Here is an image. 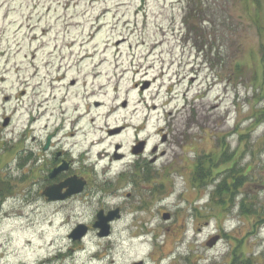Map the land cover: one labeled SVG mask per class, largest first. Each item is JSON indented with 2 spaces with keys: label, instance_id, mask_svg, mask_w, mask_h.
I'll return each mask as SVG.
<instances>
[{
  "label": "rangeland",
  "instance_id": "374dc122",
  "mask_svg": "<svg viewBox=\"0 0 264 264\" xmlns=\"http://www.w3.org/2000/svg\"><path fill=\"white\" fill-rule=\"evenodd\" d=\"M60 126L91 202L41 194ZM0 176V264H264V0H0ZM98 198L120 221L73 243Z\"/></svg>",
  "mask_w": 264,
  "mask_h": 264
},
{
  "label": "flooded vegetation",
  "instance_id": "af4514ba",
  "mask_svg": "<svg viewBox=\"0 0 264 264\" xmlns=\"http://www.w3.org/2000/svg\"><path fill=\"white\" fill-rule=\"evenodd\" d=\"M48 66L51 67L50 68L51 72H49V74H47L46 77L48 79V82H50V85L52 84L51 85L52 88H53V85H54V87H56V88L53 89V91L51 90V93H53L55 90L59 91L60 88H63V86H66L65 84H63V81L66 80L67 74H66V72H63L61 70V68H63L65 66V64L59 63L58 65H56V64L52 65V64L48 63ZM39 69L40 68H37V70H35V72L38 71ZM36 78H38V75H36ZM71 81H72L71 82V86H75L73 80H71ZM38 85L39 84H34V86H36V97H38L39 95H44V94H41L43 91H40V92L38 91L37 92ZM52 97H55V96L52 95ZM60 102L63 103V101H61V100H60ZM43 104H44L43 102L39 103L38 111H39L40 107H44ZM124 106L126 107V104ZM62 108L63 107L61 106L60 107V116L65 112V110L62 109ZM120 127H121L120 133H122L126 129V127H124V126H120ZM55 129H56L55 133H53L50 136L46 137L44 139V141L39 139V142L41 143V146H40V150H39L38 154L36 155V162H37V166L40 165V167H38V168H39V171H40L42 177L44 178L42 180V182L46 183L44 185V189H43L41 194L43 195L46 203L51 205V206H53V207L54 206H56V207H64L68 202H73V201H82L84 203L91 202L92 200L95 199V196H94L95 192L94 191H92L91 193L90 192L89 193L86 192V189L89 186V181H87L86 177H84L86 173L80 175V173H78L76 171V168H77L76 167V160H75V157L74 158L72 157V152L69 149H66L63 146L61 148L57 149L56 143L54 142L53 138H54L55 134H57L59 131L63 130V127L60 126L58 128H55ZM108 135L110 136L111 134L108 133ZM161 135H162V137H165L164 133H162ZM70 136H72V134ZM162 137H161V139H162ZM145 146H146L145 149L147 150L148 146H147L146 142H145ZM156 147L157 146L153 147L154 148V152H152V158L149 160L150 164L153 163V162H156V160L158 159V157L155 154V152L157 150ZM117 148H118V150L121 149L118 146H117ZM51 152H52V154L50 155V158H48L47 154H50ZM130 153H131L130 154V156H131L130 158H133V157H135V158H140V157L141 158H145L143 153L141 155H139V156L133 155L132 151H130ZM101 155H103V154H101ZM81 158H82V161L85 160V158L83 156ZM112 159L114 161H117V159L118 160L119 159L126 160V158H124L123 154H119V153L118 154L116 153L114 155L112 153ZM140 162H136V163L133 162L134 165L132 167V169H133L132 172H134L135 170H139V168L141 167L140 166ZM70 181H73V184H70ZM75 181L84 182L85 185H84L82 191L80 193H77L75 195L67 197L64 200L48 201L47 198L45 197V195L43 194V192H45L49 188L61 187V190H60V192L58 194L59 195H65V193H67L68 191H72V190H74L76 188V185H74ZM97 200L99 201V202H97L99 205H98V208L95 211V215H96L95 216V221H96V218L98 216V212H101V213H103V215L106 216V215H108L109 213H111L113 211H116L117 218L115 217L113 220H111L109 222L110 226H112L115 222L120 221V219H121L120 208L119 209L116 208L114 210H112V209H108L107 210L105 208V205H106L107 202L104 201V198L103 199H99L98 198ZM93 223H91L90 225L87 224V226H85L87 228V234H88L89 231H91L93 229V225H94ZM62 225H66V223H63ZM73 225H74L73 229H75V228H77L78 225H83V224L81 222H77V223H74ZM95 232H96L95 234H97L96 230H95ZM71 241L73 243H77V242H74L73 240H71Z\"/></svg>",
  "mask_w": 264,
  "mask_h": 264
},
{
  "label": "water",
  "instance_id": "95a60500",
  "mask_svg": "<svg viewBox=\"0 0 264 264\" xmlns=\"http://www.w3.org/2000/svg\"><path fill=\"white\" fill-rule=\"evenodd\" d=\"M8 122H9V120L7 118V119H5V121H3L2 125L6 126L8 124ZM143 149H144V142L138 141V143H136V146H132V153L134 155L138 156L139 154H141L143 152ZM70 184H73V181H70ZM74 185H76V188L72 191H68L67 193H65V195H59L58 194L61 190V187L49 188L45 192H43V194L45 195V197L47 198L48 201L64 200L67 197H70L72 195L80 193L85 184H84V182L75 181ZM115 217L117 218L116 211H113L106 216L103 215V213L98 212V216L96 218V221L93 223L94 224L93 228L98 230V233H97L98 237L103 238V237H109L110 236L109 235L110 234L109 222L111 220H113ZM167 218H168V214H164L163 219H167ZM86 233H87V228L84 225H78L77 228L70 233L69 238L71 240L77 242V241H80L81 239H83L85 237ZM217 242H218V237L215 236L209 240V242L207 243V247L208 246L212 247Z\"/></svg>",
  "mask_w": 264,
  "mask_h": 264
},
{
  "label": "trees",
  "instance_id": "16d2710c",
  "mask_svg": "<svg viewBox=\"0 0 264 264\" xmlns=\"http://www.w3.org/2000/svg\"><path fill=\"white\" fill-rule=\"evenodd\" d=\"M236 67L238 68V71L241 69V66L237 65ZM30 155H31V153L26 158H30ZM205 161H207V158H204V160H201L199 162V164H204ZM22 164L23 163H20V165H22ZM5 181H7V179H5L4 177L0 176V207H1L2 202L5 199V195L10 192L9 181H7L6 183H5ZM227 191L230 192L229 186L218 184V186H217V188L215 190V193L218 194V195H221L222 193H227ZM238 257L239 256L233 257L232 260H231V262H232L231 264H253V262H251L250 260L240 261V259L238 260Z\"/></svg>",
  "mask_w": 264,
  "mask_h": 264
}]
</instances>
